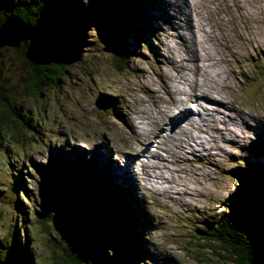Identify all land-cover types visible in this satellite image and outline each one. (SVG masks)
I'll return each mask as SVG.
<instances>
[{
	"label": "rangeland",
	"instance_id": "obj_1",
	"mask_svg": "<svg viewBox=\"0 0 264 264\" xmlns=\"http://www.w3.org/2000/svg\"><path fill=\"white\" fill-rule=\"evenodd\" d=\"M124 1L128 9L126 4L121 7ZM76 2L85 10L92 9L97 16L84 22L76 49L77 58L67 68L64 79H59L56 87L43 89L37 97L21 96L22 82L29 68V53L25 47L20 46L0 48V82L6 83L5 91L19 93L20 102L16 108H19L21 117L27 119L30 128L34 130H26L29 144L25 143V146H17L4 134L0 138V239L4 237L7 225H15L20 239L25 242L22 247L29 253L30 264H65L62 259H65L66 254L60 248L66 245L56 235L54 225H49L51 220L48 218L52 211L59 212L61 219L64 218L65 214L61 211L70 214L76 210L75 205L81 199H77L78 194L65 191L60 181L56 180L53 186L48 187L43 174L52 172L56 175L60 167L66 171L69 179L78 178L83 182L81 185L76 184L77 190L89 188L88 185L94 184L92 176L97 180L98 176L104 178L105 175L106 179L112 177L110 171L118 167L111 161L123 167L124 162L117 160V151H121V159L131 158L132 170L138 175L136 179L142 184L141 189L132 178L128 161L127 172L120 177H112L109 182H103L112 188L110 190H117V193L110 191L108 195L114 201H105L103 196L98 199L95 208L98 210L99 205L108 211H117L118 217H127L130 224L135 220L128 213L129 217L125 215L122 205H117L126 203L121 200H127L129 206H133L137 212L135 217L142 223L139 231L131 228L130 233H134L138 253L145 258L134 263L133 259H128L121 252L123 244L119 240H122L126 231L115 223H107L101 217L104 216L101 211L100 215H92V231L95 230L96 235L107 239L111 249L105 254L111 262L234 264L231 254L224 248L216 243L199 242L196 233L206 221L224 211L223 200L229 199L236 188L234 171L241 170L244 165L264 166V0H247L251 5H246L245 0H222L225 4L217 3L221 12L209 15V21L212 22L220 14L228 26L235 56L233 60L224 51L220 36L217 38L220 41L217 50L222 51L231 64L226 65L231 69L226 100L237 110L232 112L234 115L242 114L246 119L240 118L238 121L230 113H218L221 121L215 123L213 128L218 137L210 128L208 118H204L207 123L203 124L204 133L201 134L197 125L193 127L186 120L185 131L175 133L173 130L170 138H166L168 131L163 126L168 119L180 116L172 110L188 107L186 110L192 116L198 113L203 115L197 104H187L192 96L201 95V87L193 86L196 69L193 64L195 48L192 41L189 44L181 42L190 34L189 23L187 31L184 26L186 19L183 18L189 12L183 0ZM189 2L207 20L206 9L208 5L213 6L215 1ZM105 8L109 11H105ZM255 8H258V12L254 11ZM110 13L119 15V23H123L127 30L126 37L118 39L124 50L131 52L127 60L128 68L123 71H117L112 63V55L103 52L102 40L112 37L108 27L118 24L108 20V14L112 18ZM128 17H134V22H129ZM101 19L108 23L101 22ZM63 29L60 28L58 32L61 33ZM52 37L47 31L42 34L37 43L40 53L52 42ZM15 51H19L20 56ZM49 57L50 52H47L45 61ZM196 77L208 83L198 72ZM177 87L184 90L182 100L176 92ZM167 99L172 105L167 104ZM153 101L156 104L158 102L163 112V115L159 114L154 119ZM214 110L220 111L218 108ZM161 119L164 125L159 127ZM186 119H190V116ZM138 122H142V126L148 124L144 131ZM161 128L164 137L159 139L157 135ZM133 129L137 132L138 140L135 139ZM231 130L240 132L235 136L237 141L231 143L232 139L222 140L221 135L231 133ZM185 134L191 135L195 141H205L201 137L205 136L215 142L208 140L204 146L198 145V150L190 146V152L182 146L183 150L179 152L177 150L182 143L178 138H184ZM96 147H106L109 155L104 152V148L97 152ZM72 149L82 151V157L69 158ZM92 149L97 153L94 154ZM91 154L104 175L91 172L94 162L90 158ZM143 163L148 167L146 174L140 171ZM160 175H164L165 182L160 180ZM14 183L17 184L18 193L22 192L20 203L23 215H18V219L16 208L20 205L14 204L12 199ZM83 202L92 204L88 198ZM80 211L85 212L84 209ZM80 211L76 210L78 218L82 214ZM109 216L107 214L106 217ZM110 217H114V214ZM75 218L71 222L76 223ZM57 225L60 226L59 222ZM71 228L76 231L73 226ZM81 230L84 233L81 246L86 257V261L81 264H96L99 256L89 247L85 229ZM59 231L62 234L71 233L63 226ZM143 239L146 245L142 243ZM208 246L214 252H210Z\"/></svg>",
	"mask_w": 264,
	"mask_h": 264
},
{
	"label": "trees",
	"instance_id": "obj_2",
	"mask_svg": "<svg viewBox=\"0 0 264 264\" xmlns=\"http://www.w3.org/2000/svg\"><path fill=\"white\" fill-rule=\"evenodd\" d=\"M107 9L105 8V11ZM94 15L96 14L93 13L92 9H83L76 0H0V26L8 18L16 17L26 26L36 27L42 33L49 29H54L57 32L58 50L47 61L44 59L45 55L47 56L45 47L40 53L36 47V42L19 45L25 47L30 54L28 59L29 68L22 82L21 96L37 97L43 89H52L57 86L59 79H64L67 68L77 58L76 49L81 40L84 22L91 21ZM111 16L112 18L108 14V20L118 22V24L108 27L109 35L124 39L127 34L126 27L123 26V23H119V15L111 14ZM100 21L108 23V21L102 19ZM128 21L134 22V17L132 19L128 17ZM60 28L65 29L60 33L58 32L61 31ZM14 53L20 56L19 51ZM130 53L126 50L120 55H112V63L117 71L128 68L127 60L131 57ZM1 62L0 58V64ZM5 90L6 83L0 82V138L2 139L1 135L4 134L9 141L17 144V146H25V143L29 144V138L25 136L26 130L30 128L29 121L21 117L18 111L19 108H16L20 102L19 93L17 94L13 90ZM30 130L34 131L32 128ZM233 175L236 188L229 199L223 200L224 211L210 221H206L202 229L197 230L196 238L204 244L216 243L219 247L222 246L229 254L232 253L234 264H264V166L261 167L258 164L253 166L244 165L241 170L234 171ZM13 185V202L20 205L16 208L18 219V215H23V211H21L23 208H21L20 203L22 192L18 193L16 183ZM66 187L67 183L64 182L63 188L65 191ZM79 191L81 193L76 196L82 202L78 200L79 203L75 205L76 210L84 209L85 212L80 211L82 214L78 218L74 213L76 210L70 212V214L68 211H61L65 214L64 218H68L67 222L74 221L76 217L77 222L71 223L76 230L75 232L78 231L79 237H77L78 233L76 234L66 221L61 220L59 212L52 211V215L48 218L51 220L49 225H54L56 235L60 236L66 245L63 249L60 248L61 252L64 255L66 254L65 259H62L64 263L81 264V262L86 261L84 248L81 246L84 234L81 229L84 228L89 247L99 256L100 264H115L105 254L108 249H111L110 245L107 244V239L96 235L95 230L92 231V228H94L92 215L94 213L100 215L101 211L104 212V216L101 217L105 218L107 223H115L126 231L123 235L121 234L122 240H119L123 244L121 252L125 253L128 259H133L134 263L144 259L145 256L138 253L139 247L134 242V233H130L131 228L137 230L136 228H140V225L137 223L128 224L126 218L121 220L118 217L117 211H108L109 209L106 210L99 205H97L98 210H100L98 211L95 205L99 203L98 199L102 195L100 191L94 199L90 196L91 190L89 188H82ZM86 198L92 204H85L83 201ZM111 212L114 214V218L110 217ZM107 214L110 216L106 217ZM58 222L60 226L57 225ZM62 226L68 232H71L68 237L59 231ZM7 228L4 237L0 239V264H30L29 253L26 248L22 247L24 241L20 239L16 226H10L9 224ZM72 233L76 234L75 237L72 236ZM209 249L210 252H214L211 247Z\"/></svg>",
	"mask_w": 264,
	"mask_h": 264
},
{
	"label": "bare ground",
	"instance_id": "obj_3",
	"mask_svg": "<svg viewBox=\"0 0 264 264\" xmlns=\"http://www.w3.org/2000/svg\"><path fill=\"white\" fill-rule=\"evenodd\" d=\"M213 1H215L212 4L213 6L208 5V8L206 9V15L208 16V19L206 20L204 18V14H201L200 12H198L196 10L195 6L192 7L189 0L188 1L183 0V3L185 5V9L189 12L187 14V17H185L183 19H186V22H184L185 29L187 28V24L189 23V28H190L189 36H190V38L188 36V38L185 39V40H187V42L181 38L182 39L181 42L182 43L185 42L186 44H189L192 41V44L195 48L193 50V64L195 65L194 69H196V73L197 72L200 73V77L204 78V80H207L208 83L205 81L199 80L198 79L199 77H196V73L194 74V80H193L194 85L193 86L201 87V91H200L201 95L192 96L187 104H188V106L190 104H197V106L201 108L203 115L200 116V114H199L197 116H192L190 114V112H188L186 110L185 107H182L181 109L176 108V109L172 110L171 112L178 113L180 116L168 119L166 121L165 126H163L164 125L163 119H161V121L159 123V127H161V126H163V128L167 127L168 133L165 135L166 138L171 137L170 135H171V132L173 129H174L175 133L178 131L184 132L186 120H188L187 122H189V124L193 127H195L197 125L198 131H200V134H201V133H204V130H202L203 126H204L203 124L207 123L206 119H204L206 117V118H208V123L210 125V128L216 134V132L214 131L213 128L215 126V123L221 121V119L218 117V113H230L238 121H240V118L246 119V117L242 116V114L239 116L236 114L234 115L232 112H235L237 110H234L232 108V104L226 100V99H228L227 95L229 94L226 92V90L228 91V88H229V80H230L229 75L231 73V69L230 68L228 69L226 65L231 66V64H230V60L227 59L226 56H224L223 52L217 50L218 49L217 44L220 43V41L217 40L218 36H220V38L223 42L224 51L228 52V54L232 58V60L235 56H234V52L232 49L231 37H230V34L227 30L228 26L226 25L223 17H220V14H219V17L218 16L215 17L214 21H212V22L209 21L210 20V18H209L210 14H217V13L221 12V11H219V7L217 6V3L222 2V0H213ZM222 3L225 4L224 2H222ZM245 4L251 5V3L250 4L247 3V0H245ZM226 8L227 7L224 6L225 10H226ZM193 9H194V11H193ZM252 10L253 9L251 8V11ZM200 11H201V9H200ZM254 11L258 12V8H255ZM187 18H188V20H187ZM186 31H187V29H186ZM186 31H185V33H186ZM189 50H190V47H189ZM179 84H180V82H179ZM187 85L189 87H191V84L189 82H187ZM176 92L178 93L180 100H182L181 97L185 96L184 90L177 87ZM167 104L172 105L170 103L169 99H167ZM152 108H153L152 109L153 110L152 111L153 119L158 117L159 114L163 115L162 108L158 107V102L156 104L155 101H153L152 102ZM214 108H218V109H220V111L217 112L214 110ZM187 116H190V119H186ZM141 123L142 122H138V124L141 126V129L144 131V129L148 126V124H145L142 126ZM201 125H202V127H201ZM163 128H161L159 130L157 137L160 136V134H163L162 133ZM133 130L136 133L135 139L138 140L137 132L135 129H133ZM231 131H232L231 133L228 132L226 134H222L221 139L222 140L227 139L226 141H230L232 139L233 141H230L231 143L236 142L237 139L235 136L239 135L240 132L235 131V130H231ZM201 137L204 138L205 141H201L199 139H198V141H195L194 138L188 134H185L184 138L179 136L178 139L181 141L182 145H180V147L178 148L177 151L181 152L183 150L182 146H185V148H187L189 152H190V146H194L195 150H198V145L202 144L204 146L208 142V140L213 141V139H208L205 136H201ZM217 137H218V135H217ZM213 142H215V141H213ZM103 148L105 149L104 152H106L107 155H109L108 149L106 147H103ZM103 148L100 147L98 149L96 147L95 149L97 150V152H100V150ZM92 151L94 152V154L97 153L94 149H92ZM117 152H119V154L117 156L118 157L117 160L124 162V163H123V167H120L118 165V163L116 164L113 161H111L112 164H115L118 167V168L113 167L114 169L110 171V173L113 174L112 177H115V178L120 177L124 172H127V164L129 161L130 167H131L130 172L132 174V178H133V180L135 179V182L138 184L139 189H141L140 187L142 184L140 182H138L136 179L138 177V175L136 176L132 170L131 160L126 159V158L121 159V157H122L121 151H117ZM82 155H83L82 151L72 149V152H70L68 154V157L69 158H75V157L81 158ZM224 155L230 157V155H228V154H224ZM93 156H94L93 154L90 155V158L94 161L93 165H92L91 172L93 174L94 173L99 174L100 176L104 175L102 173V170H101L100 166L98 165L97 161L93 159ZM160 161H162V160H160ZM140 171H142V174H146L148 171V167L143 163L140 165ZM82 176H84L86 179L85 175H82ZM103 177L104 178H99V176H98V180L96 179L95 176L91 177L92 182H94V184L91 185L93 189H94V187L96 188L98 183L100 184L101 182H105V181L109 182V180L112 178V177L111 178L109 177V179H106L105 175ZM159 177H160V180L162 182H165L164 175H160ZM122 180L126 181V179H122ZM86 188L88 189V187H86ZM125 194H127V193H125Z\"/></svg>",
	"mask_w": 264,
	"mask_h": 264
},
{
	"label": "water",
	"instance_id": "obj_4",
	"mask_svg": "<svg viewBox=\"0 0 264 264\" xmlns=\"http://www.w3.org/2000/svg\"><path fill=\"white\" fill-rule=\"evenodd\" d=\"M48 34H50L52 37V42L49 43L48 46H46V53L50 52V56L58 50V42L57 40V32L54 31V29L47 30ZM42 32L36 28V27H28L26 26L19 18L16 17H10L8 18L1 26H0V48L8 47V48H17L21 43H27V42H36V45L39 41V39L42 37ZM114 38H117L114 39ZM120 38L118 37H106L102 40L103 45V52L110 54V55H120L123 53L125 48L122 46V42H118ZM37 47V46H36ZM53 48V50L50 51V49ZM30 54L28 55V57ZM98 108H100L99 105H97ZM42 189V188H40ZM76 213V211L74 212ZM62 221H66V218H62ZM67 222V221H66ZM69 225L73 226V224L70 222H67ZM74 227V226H73ZM77 234V233H76ZM66 237H68V234H64ZM73 237L75 235L72 234ZM77 237H79V234H77ZM96 264H100V260L97 261Z\"/></svg>",
	"mask_w": 264,
	"mask_h": 264
}]
</instances>
